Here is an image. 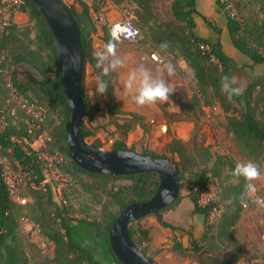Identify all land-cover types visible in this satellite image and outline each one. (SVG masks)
<instances>
[{"label":"trees","instance_id":"1","mask_svg":"<svg viewBox=\"0 0 264 264\" xmlns=\"http://www.w3.org/2000/svg\"><path fill=\"white\" fill-rule=\"evenodd\" d=\"M152 1L110 0L112 4L119 7L120 11H122L120 8L122 4L132 6L131 11L128 13L131 16V22L138 29L140 35L147 29L146 36H150L154 46L150 53L156 52L160 56L165 54L159 47L164 42L169 45L168 52L175 50L178 58L189 68L197 93L201 95L205 93L206 89H210L211 94L220 103L222 112L226 115V131L233 135L234 139L241 144L250 156L264 163V120H260L256 114L258 109L257 98L259 95L261 96V92L264 90V77L258 81L250 82L244 88L242 96L234 97L233 100L229 101L221 91L220 81L224 75L230 77L233 61L222 52L218 41L212 42L208 38H203L195 33L196 25L193 21V16L198 13L195 9L194 0H172L170 3V14L173 21L178 25L174 27L175 30L173 31L165 29L157 37L149 33L151 31L150 22L153 20L150 9ZM247 1L257 8L256 18L252 21L241 22L238 19L226 16L225 30L232 46L248 58L249 64L247 66L253 67L264 65V0ZM213 2L217 5L218 0ZM74 3L77 4L79 9H76L73 4L66 6V9L76 24L80 39L82 62L81 90L85 66H89L92 69L97 81L102 78L108 82V92L105 95H98L95 104H91L81 94L85 113L80 135L83 139H86L91 134L84 125V121L91 123L99 110V105H103L107 113L108 123L115 128V132L118 134V139L113 142L110 150L133 151L131 148L126 147L125 136L135 127L140 128L145 133L147 131V122L137 113L120 109L119 101L114 95L115 71H111L108 76L101 77V69L96 67L97 62L93 55L96 51L92 45L96 27L94 21L91 20L90 8L91 11L95 12L100 5L93 4L89 8L80 0H75ZM20 11L32 22L34 33L30 44L34 48L31 49L29 45H24L22 48L14 49L9 57L4 49V40L15 41L17 25L5 29L0 34V53L5 58L4 73L8 66L25 65L28 68L24 71L23 81H18L15 78V72H11L10 83L12 88L20 96L27 98L29 93L37 101L33 103L32 100H28L30 103L41 107L43 106L40 104H47L48 107L58 110V123L54 126L52 136L49 135L50 133L48 134L49 137L51 136L49 149L63 155L65 164L69 165L74 174H82L91 181V185L83 186L86 190L89 188L98 190L106 201L100 221L70 218L65 209L69 206L70 198H67L66 206L59 207L53 200L49 190L45 193L29 191L34 198L33 203L30 201L24 206H19L9 197L0 170V264H26L17 238L18 219L24 216L20 214V211L26 207L32 214L40 234L52 244V258L41 264H121L114 257L109 247L107 240L108 229L112 221L125 207L132 203L145 202L152 197L157 188L159 177L156 173H141L123 177L99 176L80 170L69 160L63 130L64 124L69 118V110L60 82L59 65L52 40L43 19L28 0H24V5ZM202 20L209 28L218 32V29L209 20L204 17H202ZM101 39L104 46L109 42L120 43L111 40L104 28H102ZM200 46L206 47L207 50L201 49ZM256 89L259 90V93L254 95ZM174 91L170 98L160 107L164 108L171 103L181 113L192 111V102L185 98L180 91L175 89ZM120 115L123 116L122 119L118 118ZM2 116L4 125L1 121ZM10 119L6 110L0 106V157L7 156L11 162H16L22 169L31 172V176H35V181L38 182L42 180L43 175L39 171L36 157L21 149L24 146L28 150L27 145L31 138L26 137L21 124H19L20 127L18 128L11 125ZM119 120L122 123H119ZM42 128L45 131L44 124ZM92 145L100 147L98 142H93ZM170 152H174L173 143L170 145ZM140 155L162 158L144 152L140 153ZM209 159L210 157L207 155L205 160ZM216 162L226 168L228 177L232 176L231 172L235 164L228 157L216 156L213 163L215 164ZM174 165L179 184L176 199L168 207L152 214L160 226L169 228L171 231H175L176 228L166 224L161 219V213L177 205L182 198L180 190L184 186L182 177L186 171L182 165L177 163ZM67 180L70 182L69 179ZM119 180L127 183L114 185ZM208 180L206 171L201 170L193 173L190 185L206 184ZM213 189L219 202L223 205V214L220 219L217 223L208 225L206 221L207 210L197 208L193 197L190 193H187L186 196L192 202L194 212L202 216V237L199 240L189 239L184 246L177 237L173 236L170 240L171 244L168 251L182 257L192 258L198 264H206V261L215 262L207 256L202 258V254H206L204 251L205 243L219 240L226 229L231 228L238 220L241 210L240 206L243 201L242 194L244 193L243 179L239 178L237 184L228 187L229 195L226 197L221 196L220 198L217 188ZM52 215H55V217ZM55 218H58V223L55 222ZM140 220H135L127 225V235L132 244L155 264L153 255L162 249H155L150 255H147L146 244L149 241V230L142 228L138 224ZM214 228L217 229L215 235L211 233ZM85 240L92 243L91 249L85 247L83 244ZM94 250H97L96 254ZM237 260V256H230L221 263L235 264Z\"/></svg>","mask_w":264,"mask_h":264},{"label":"rangeland","instance_id":"2","mask_svg":"<svg viewBox=\"0 0 264 264\" xmlns=\"http://www.w3.org/2000/svg\"><path fill=\"white\" fill-rule=\"evenodd\" d=\"M171 1L172 0L152 1L150 9L153 20L150 22L151 31H149L151 35L157 37L165 29L173 31L175 30L174 27L178 25L171 18ZM209 1L210 0H196V8L201 14L212 17L209 18V22L218 29V32L209 28L204 22L202 23L201 28L207 31L206 33L210 38L209 40L212 42L218 41L222 52L232 59L233 69L231 70L230 78L233 80L235 86L244 89L250 82L258 81L264 77V65H256L253 67L247 66V64H249L248 58L238 52L230 43L225 30V18L226 16H230L241 22L252 21L256 18L257 8L249 4L247 0H218L217 5L213 2V10L212 4ZM70 5L71 3L65 6ZM120 8L129 13L132 6L122 4ZM90 16L93 21L91 14ZM146 31L147 29L145 32L143 31L141 33V37L136 43L128 44L120 42L115 44L116 50L123 47L126 52H128L127 59L132 56L129 59V62L135 59L133 56L136 51L141 52L143 55H147L154 49V46L150 36H146ZM33 33L34 29L32 22L25 16V20L17 25V29L15 30V41L9 39L4 40V49L9 57L14 49L22 48L24 45H29V47L33 49L34 46L30 44L31 39L33 38ZM195 33L197 35H204L199 28H195ZM98 41L99 37L93 39L95 45L98 44ZM93 49L96 52L100 51L98 46ZM120 52L121 54H125V52L122 53L123 50H120ZM164 53L165 54L161 55L165 58L164 65L171 62L175 65V73L169 76L164 65H160L158 70L164 75L162 79H164L172 89L180 91L185 98L192 102V111L181 113L175 107V109H164L156 103L160 110L161 119L158 125L154 122H147V131L145 133H143L140 128L135 127L126 134L124 142L129 133L138 131L140 133V136L138 134V140L127 148H131L133 152L138 154L143 152L151 153L155 156L168 159L173 164L177 163L182 165L186 169L182 177L184 183L183 187L185 188L190 185L193 173L205 170L210 185L213 186V188H217L220 198L221 196L226 197L229 195L228 187L237 184L238 179L233 176L228 177L227 170L222 164L218 162L215 164L213 163L216 156L228 157L234 164H236L237 161L253 160L261 166L262 172H264V163L261 160L250 156L241 144L234 139L233 135L226 131V115L222 112L220 103L211 94L210 89H206L205 93H202L201 95L197 93L196 85L189 68L180 60V58H178L175 50L173 52L167 51ZM27 69L28 68L25 65L8 66L5 70L4 76L0 77V106L2 109H8L5 101L9 98V92L12 89L10 83L11 72H15V78L18 81H23L24 71ZM89 77L92 81H97L92 69L89 66H85L83 72L82 94L91 104H95L98 95L92 97V94L89 96L87 93L88 90H94L91 85L92 82L91 84L88 82ZM258 93L259 90L256 89L254 95H257ZM27 95V98L21 96L27 101L32 100L33 103L37 102L29 93ZM257 99L258 109L256 114L260 120H264V90H262L261 96L259 95ZM40 105L44 107L42 108L45 111L43 122L45 132L47 135L50 133L49 135L52 136L54 126L58 123V110L48 107L47 104ZM13 106L14 105L11 104V107ZM119 107L121 109V105H119ZM204 111L208 114V117H206ZM20 117L21 114L17 111L15 112L14 118L10 120L19 124L21 120ZM118 118L122 119L123 116L120 115ZM119 123H122V121L119 120ZM84 125L91 133L89 135L90 139L87 140V143L89 144L97 141L95 139L97 133L102 131L107 132L109 143L108 145L99 143V148L102 150H110L113 142L118 139V134L115 132V128L108 123L107 113L103 105H99V110L95 114L93 121L91 123L84 121ZM154 128L159 131L156 135L155 147L150 145L149 142V138L153 137L152 131ZM172 143L174 147L173 153L170 152V145H172ZM181 146H183V148H181ZM207 155L210 157L209 160H205ZM62 172L64 177L70 180L71 184L68 193V197L70 198L69 206L65 208L68 216L72 219L100 221L104 213L105 197L94 188L86 190L83 186L91 185V181L82 174H74L69 165L64 163ZM126 183V181L119 180L116 181L114 185ZM244 184L245 181L243 180V186ZM255 184L257 195L264 200V180L257 181ZM22 194L27 195L31 203H33L34 198L29 191H24ZM240 207L241 210L238 220L233 226L226 229L225 233L219 238V240L205 243L204 251L206 254H202V258L207 256L215 261H206V264H217V262H220L218 264H223L221 262L226 261L230 256L238 257L235 264H264V209H259L253 205L243 206L242 204ZM182 208L183 206H181V209ZM20 214L24 215L22 217L23 219L30 221L35 225L32 214L27 207L23 208L20 211ZM197 217L201 219V214H197ZM22 218L18 219L17 238L25 257L26 264H41L49 261L52 258V244L48 241L41 240L33 228L22 223ZM216 231L217 229L214 228L211 233L215 235ZM83 244L89 249L92 248V243L88 240H85ZM94 253L96 254L97 250H94ZM189 259L194 260L192 258Z\"/></svg>","mask_w":264,"mask_h":264},{"label":"water","instance_id":"3","mask_svg":"<svg viewBox=\"0 0 264 264\" xmlns=\"http://www.w3.org/2000/svg\"><path fill=\"white\" fill-rule=\"evenodd\" d=\"M28 1L43 19L58 60L60 82L69 110V118L63 127L69 160L80 170L99 176L123 177L156 173L159 177L152 197L145 202L125 207L112 221L107 232L111 252L121 264H154L132 244L127 235V225L163 210L176 199L179 184L175 165L168 159L143 156L129 150H102L84 141L80 135L85 107L81 99L82 62L76 24L59 0ZM63 49L67 50L66 55ZM74 58L78 59L76 68L70 64ZM69 100L74 103L73 108ZM164 189H169L172 194V199L167 203L164 202L168 199L167 193H163Z\"/></svg>","mask_w":264,"mask_h":264},{"label":"built area","instance_id":"4","mask_svg":"<svg viewBox=\"0 0 264 264\" xmlns=\"http://www.w3.org/2000/svg\"><path fill=\"white\" fill-rule=\"evenodd\" d=\"M71 4H73L76 9H79L74 1ZM23 5L24 0H0V34L5 29L16 25L15 15L21 13L20 10ZM98 9H100V6ZM98 9L95 12L90 11L96 30L97 28L101 30L104 28L107 36L115 42L133 44L140 39V32L133 26L131 16L128 12L122 10L118 19L108 20ZM128 27L136 30L134 35L130 36L128 34L125 30ZM200 48L207 50L206 47L200 46ZM149 59L156 65H163L165 63V58L158 55L156 52H151L149 54ZM4 68L5 58L4 55L0 53V77L4 76ZM5 103L8 107L6 113L9 118L13 119L15 112L17 111L21 114L19 124H21L26 137L31 138V141L27 145L28 150H26L24 146L21 147V149L25 152L28 151L36 157V162L39 165V171L43 175L42 180L36 182V178L35 176H31V172L22 169L16 162H11L7 156H1L0 170L9 197L17 205L24 206L30 202V199L27 195L22 194V192L38 191L45 193L49 190L53 200L59 207L66 206L71 184L64 177L62 172V167L65 163L63 155L57 151L49 149L50 137L42 128L45 114L44 109L23 99L13 88L10 90L9 98L5 101ZM11 104L14 106L11 107ZM205 115L208 117L206 112ZM1 121L4 125L3 116L1 117ZM19 124H16L13 120H11V125L14 127H20ZM88 139H90V136L84 139V141L87 143ZM95 139L97 140L96 142L103 145H108L109 143V137L106 131L97 133ZM186 191L193 197L197 208L207 210V224L213 225L217 223L223 214V205L219 202L218 197L209 181L206 184L189 185L186 188ZM255 197L260 198L257 193H255ZM241 204L243 206L253 205L259 209H264V204H257L252 199L245 198ZM55 221L58 223V218H55ZM22 223L28 225L30 228H33L38 237L41 240L46 241V239L40 234L37 225H34L30 221L23 218Z\"/></svg>","mask_w":264,"mask_h":264},{"label":"crops","instance_id":"5","mask_svg":"<svg viewBox=\"0 0 264 264\" xmlns=\"http://www.w3.org/2000/svg\"><path fill=\"white\" fill-rule=\"evenodd\" d=\"M59 1L64 5H68L69 3H72L75 0H59ZM80 1L85 5H88V7H91L93 4L100 5V9L98 10H100L108 20H116L119 18L121 11L119 10V7L112 4L110 0H80ZM213 1L214 0H210L209 2L212 4V9L214 10ZM194 2H195V9L198 14L193 16V21L196 25V29L199 28V30L202 33H204V35L200 34L199 36L210 39L207 36L206 33L207 31L205 29L203 30L201 28V25L203 23L202 17H204L207 20H209V18L212 17L201 14L196 8V0H194ZM24 20H25V16L23 14L19 13L15 15L16 25L20 24ZM95 37H99V41L97 45H95V42H92L93 48L98 46L100 51L103 50L105 46L103 41L101 40L102 37L101 29L97 28L96 33L93 36V39ZM120 50H123L122 53L125 52L126 55L121 54ZM127 53L128 52H126V50L123 47H121V49L116 50V55L124 61V66L121 68H117L115 70L117 76V81L114 88L115 97L117 100L120 101L121 109L123 111L137 113L141 115L146 122L148 123L154 122L156 125H158L159 121L161 120L160 110L158 108V105L162 106L165 102H158V105L154 104L150 106L139 107L132 100V94L128 93L125 90L123 86V82L127 79L128 74L132 70L136 69L141 65L148 68L152 72L153 76L162 78L164 75L162 72H160V70H158L159 69L158 67L160 65H156L149 59L150 53H148L147 55L145 54L143 55L141 54V52L136 51L135 55L133 56L135 59L131 60L130 62L129 59L132 56L127 59L128 57ZM88 82L90 84L92 82L91 84L92 88L95 90L97 81L96 80L92 81V79H90L89 77ZM94 90L92 91L88 90L87 91L88 95L91 96ZM165 108L175 109L171 103L168 104V106L164 107V109ZM158 132L159 131L156 128H154V130L152 131L153 137L149 138L150 145H152L153 147L156 146L155 145L156 135ZM138 134L140 136V133L138 131H134L127 135L125 141L126 147L131 146L136 140H138ZM186 194H187L186 188L182 187L180 190V195L182 198L180 199L179 203L173 206L172 208L167 209L161 213V219L169 226L175 227L176 228L175 231H171L169 228L160 226L157 222V219L152 215L142 218L138 223L142 228L149 230V234H148L149 241L146 244L147 255H150L155 249L158 248L162 249L160 252L153 255V260L155 264H198L194 260H191L186 257H182L180 255L168 251V248L171 244L170 240L173 236L177 237L184 246L187 244L189 239L199 240L202 237V233H203L202 216L201 219L197 217L198 213L194 212L192 202L186 196ZM181 206H183L182 209Z\"/></svg>","mask_w":264,"mask_h":264},{"label":"clouds","instance_id":"6","mask_svg":"<svg viewBox=\"0 0 264 264\" xmlns=\"http://www.w3.org/2000/svg\"><path fill=\"white\" fill-rule=\"evenodd\" d=\"M125 30L130 36L136 32L131 27ZM159 47L161 51L166 52L169 45L167 42H164ZM63 53L66 55L67 50L63 49ZM93 55L97 62L96 67L101 69V77L108 76L111 71L124 66V61L116 55V46L112 42H109L103 50L97 51ZM70 64L72 68H76L78 59L74 58ZM164 67L169 76L175 73V65L171 62L166 63ZM123 86L128 93L132 94V100L139 107L165 102L175 92L164 79L153 76L152 72L142 65L128 74L127 79L123 82ZM220 86L222 93L226 95L229 101L233 100L234 97L244 94V89L235 86L233 80L228 75H224L221 78ZM107 92L108 82L101 78L92 92V97L105 95ZM69 104L72 108L74 107V103L71 100H69ZM231 175L238 179L242 178L245 181V191L242 194V199H252L257 204H264V200L255 197L257 191L255 182L264 180V172H262L261 166L257 162L253 160L237 161ZM163 193H167V200H164ZM163 193L162 200L164 202L167 203L168 200L172 199L169 189H164ZM140 258L144 259L142 256Z\"/></svg>","mask_w":264,"mask_h":264}]
</instances>
